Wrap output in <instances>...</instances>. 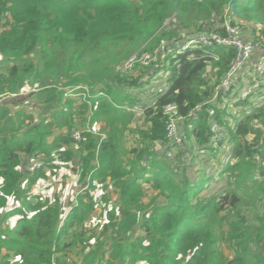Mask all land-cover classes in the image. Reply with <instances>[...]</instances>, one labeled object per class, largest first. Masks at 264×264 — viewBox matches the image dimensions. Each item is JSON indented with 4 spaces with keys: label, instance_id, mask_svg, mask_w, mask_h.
I'll list each match as a JSON object with an SVG mask.
<instances>
[{
    "label": "trees",
    "instance_id": "obj_1",
    "mask_svg": "<svg viewBox=\"0 0 264 264\" xmlns=\"http://www.w3.org/2000/svg\"><path fill=\"white\" fill-rule=\"evenodd\" d=\"M239 17L264 25V0H0V264H264V99L239 104V94L218 90L236 49H183L203 34L227 38L223 24ZM171 18L179 19L175 30L165 28ZM249 28L246 42L264 35L263 27ZM161 41L178 49L160 63L167 86L140 64L118 71ZM26 85L38 86L31 110L17 98ZM142 89L157 96L153 105L143 107ZM71 92L83 104L64 100ZM230 101L239 118L228 114ZM168 105L179 111V145L167 139ZM101 123L105 129L94 135ZM157 145L171 148L167 155L182 151L183 165L171 167ZM225 152V188L202 197L215 177L191 181L189 163ZM37 162L42 168L31 172ZM72 163L81 164L87 190L71 208L61 206L66 196L43 203L34 195L47 170L55 175ZM148 191L156 195L144 202ZM11 199L21 207L9 208ZM99 208L107 220L97 238L87 221Z\"/></svg>",
    "mask_w": 264,
    "mask_h": 264
},
{
    "label": "rangeland",
    "instance_id": "obj_2",
    "mask_svg": "<svg viewBox=\"0 0 264 264\" xmlns=\"http://www.w3.org/2000/svg\"><path fill=\"white\" fill-rule=\"evenodd\" d=\"M232 15V12L231 10H227L226 11V14H225V17H229ZM218 21H220V19H218ZM236 22L239 23V26H242V28L245 27V29H250L249 27H255L257 28L258 30V33L259 30L261 31L262 27L264 28V25L260 24V25H252L251 23H246L244 22V20L239 17L236 19ZM179 23V19L176 18V19H168L165 21L164 25H165V28H167V30H175L177 28V25ZM260 23H264V20L261 19ZM222 25V24H221ZM223 26H225L226 28L229 27H234L235 25H231L228 21H225V23L223 24ZM254 28V29H255ZM258 37V40H262L264 39V35L260 34ZM255 39V38H254ZM253 38H249L248 40L249 41H252L254 40ZM256 41V40H255ZM177 54V53H175ZM167 55H163L161 57V59H164L166 58ZM2 57V55L0 54V58ZM3 58V57H2ZM90 62H88L87 66H89ZM79 67V70L77 71V68ZM159 65L157 66H154V68H151L153 70V72L148 71V70H144L146 73H149L150 75L149 76H155L157 75V79H156V84H158V81L161 80V78L163 77L164 73L162 72L164 69H158ZM77 68H72V71L71 73H73L72 75H76L78 74L82 68H84V64L82 61L79 62V64L77 65ZM135 68V67H134ZM148 69L150 68L149 67H144V66H140V69ZM160 70V71H159ZM119 71V69H118ZM244 74H247L249 75L250 74V71H246ZM141 76V74L139 73H135L132 77L133 78H136V77H139ZM168 83H167V80L165 78H162V87L163 86H167ZM37 87L38 86H29V85H26V87L21 91L20 95L17 96L18 100L20 103H23L22 105V108L24 109H28V110H31L29 107H31V104H30V100H29V96L35 92L37 90ZM160 86H156L155 88H152L153 90H157ZM141 91V90H140ZM148 93L147 96L144 95V93ZM260 93V92H259ZM152 95V91H147L145 89H142L141 91V94L140 95H144L143 97V100H144V103H142L143 107L145 108V106H151V104L153 105L154 102L156 101L157 99V96H154V97H151L150 96ZM81 95H78V94H75V92H71V94L67 95L64 100H74L75 101V106H80L81 104H83V102L80 100V97ZM9 98V97H8ZM7 99V98H6ZM257 99L258 97L255 95V96H252L250 98V102H257ZM264 98H261L259 100H262ZM10 100H15V98H10ZM241 100V103L239 104H243V100L242 98L240 99ZM2 102H5L6 103V100L5 99H2ZM264 102V100H263ZM229 105L227 107V112L230 116H234V117H240V114L238 113L239 110L234 108V106L236 104H233V101H230L228 102ZM235 103V102H234ZM29 106V107H28ZM254 108H256V104H253ZM238 108L240 109V111H242V107L241 106H238ZM253 108V110H254ZM249 110H251L252 108L251 107H248ZM35 112V111H34ZM36 113V112H35ZM136 117H137V122L141 119L142 117V112L139 110V109H136ZM75 118H78V117H75ZM135 128V127H134ZM105 129V123H101L99 126H97L95 129H93V134L94 135H97L98 133H100L102 130ZM133 134L129 133L127 134V138L130 139L129 141L126 142V147L127 149L129 150H133L137 147L136 143L134 142V139H133ZM179 141L181 142V138L179 139ZM178 142V141H177ZM179 143V142H178ZM217 143V142H216ZM216 143H214V148L215 150H217V147H218V144L216 145ZM173 144V143H172ZM181 144V143H179ZM178 145V144H176ZM231 148V145L230 147ZM167 150H172L171 148L168 149L167 146L165 145H157L155 148H154V151L156 152L157 155H159L160 157L163 156V158H168V160L171 162L172 164H170L171 167L173 168H177L179 165H183V163L180 164V162H182V158L184 160V154L182 151L180 150H175V151H172V152H168V155H167ZM206 149H200V155H202L204 153ZM226 152L221 156V157H218L217 160H213V157H210L209 159H205L203 160L205 157H202V158H198V160L194 163V162H191L189 163V166L191 167L189 169V173L188 175L186 176L188 179H190L191 181L192 180H199V177H200V173H205L206 175V178H209L210 176H214L215 178L213 179V181H210L208 180L207 184L204 186V189L201 193V196L202 197H208V196H211L213 194H215L216 192H218L220 189L222 188H225L226 186V175H222V170L225 166H223L222 162H224V160L227 158L225 157L226 156ZM211 156V155H210ZM179 157V158H178ZM57 159V157H55V160ZM78 159L79 157H77L76 159V163H78ZM174 159H176L174 161ZM203 161H209V164L207 165L206 163H203ZM197 162L199 163V167L196 168L195 167V164H197ZM217 162H219L220 164H218ZM80 165L79 164L78 166H75L73 163L70 165L69 168H62L61 170H59L55 175H52L51 171L50 170H47L46 171V179H42L44 183L48 184L50 186V188L48 186L44 187V194L47 196L46 198H44L42 200V202L44 203L46 200H56L58 199L59 200V203L62 202V198H64L65 196L67 197V200L65 202V206H68L69 208H71V204H73V198H77L80 194L81 191H85V189L87 190V187H83V183L81 182V173H80ZM143 165H145V163H143ZM222 171V172H221ZM226 176V177H225ZM210 179V178H209ZM28 186H26L25 188H27ZM102 188V186L100 187V189ZM33 192H35L34 188L32 189ZM71 191V192H70ZM107 194L109 196L110 194V197L112 199L113 202L116 201V195L113 193V190L109 189L107 191ZM156 193L152 192V191H148L147 192V195L146 197L144 198V202H149L151 201L154 197H155ZM70 196H73V197H70ZM102 198V195L100 194L99 195V200ZM37 201H33V204H35ZM9 208H11L12 206H15V208H20L21 207V204L18 203V202H12V199L10 200V204H9ZM261 206H258V208H260ZM94 219L87 221V224L89 226L90 224V227H88L89 229L91 230H95V233L97 234V238L99 237V235L102 233L103 231V226L107 220V217L103 216L102 215V210L99 208L94 214L93 216ZM92 246L95 245V242L93 241L91 243Z\"/></svg>",
    "mask_w": 264,
    "mask_h": 264
},
{
    "label": "built area",
    "instance_id": "obj_3",
    "mask_svg": "<svg viewBox=\"0 0 264 264\" xmlns=\"http://www.w3.org/2000/svg\"><path fill=\"white\" fill-rule=\"evenodd\" d=\"M227 31V38H223L220 35L203 34L199 38L186 41L187 43L183 49L186 50L190 47H196L197 45H203L205 48L212 49L223 47L227 49H236V58L230 63L226 78L223 79L218 90H224L225 93L228 94L231 92V95L239 94L240 99L242 98L243 101H248L252 96L256 95L258 97L257 100L259 101V99L264 98V39L246 42L245 35H247V33L245 32V27L242 28V26H239V23L234 27H227ZM175 53H178V49L175 46H168L165 41H161L160 45L155 48L153 52H146L143 54L136 53L129 60L125 61L118 69L132 71L137 64L144 67L150 66V68L159 65V69L161 67L160 63H165L168 57ZM207 53L212 59L216 61L218 60L217 57H214L213 51ZM163 55L167 56L166 58L161 59ZM2 59L3 58L1 57L0 62ZM246 71H250V74H244ZM216 98L217 97L214 99ZM163 116L166 119L168 141L178 145L179 143L182 144V139L181 142L179 141L178 122L180 117L177 106H166L163 110ZM212 130L221 137V134H219L220 128L218 126H214ZM72 138L79 141L81 139V133L76 131L72 135ZM41 168V164L37 162L32 168H30V171L35 172ZM53 264L58 263L54 261Z\"/></svg>",
    "mask_w": 264,
    "mask_h": 264
},
{
    "label": "crops",
    "instance_id": "obj_4",
    "mask_svg": "<svg viewBox=\"0 0 264 264\" xmlns=\"http://www.w3.org/2000/svg\"><path fill=\"white\" fill-rule=\"evenodd\" d=\"M252 41H253V40H252ZM46 186H48V187L50 188V186H49L48 184L44 183L43 180H40L39 183H38L36 186L33 187L34 190H35V192H33L34 195H38V196L40 197V200H41V201H42L44 198L47 197V196L44 194V187H46ZM49 201H51V200H49ZM64 204H65V202H64V203L62 202L61 206L63 207ZM17 221H18V217L12 219L11 222H10V225H11V226H14V225L17 223Z\"/></svg>",
    "mask_w": 264,
    "mask_h": 264
}]
</instances>
